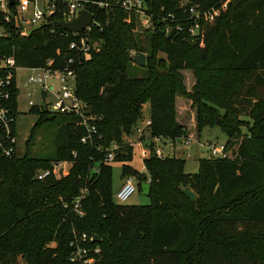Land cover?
I'll return each mask as SVG.
<instances>
[{
	"label": "trees",
	"instance_id": "obj_1",
	"mask_svg": "<svg viewBox=\"0 0 264 264\" xmlns=\"http://www.w3.org/2000/svg\"><path fill=\"white\" fill-rule=\"evenodd\" d=\"M143 2L151 22L143 35L134 32V19L124 21L122 10L87 7L98 24L89 33L97 49L84 58L68 50L76 37L63 29V14H54L27 37L0 14V58L13 57L27 68L53 61L52 68L59 71L74 59L75 96L87 105L88 115L100 118L96 133L82 144L86 131L78 116L29 110L38 119L25 154L11 160L0 156V264H78L69 261L75 250L70 244L76 240L84 246L82 233L99 239L85 244L92 264H264V169L258 163L264 155V102L258 112H241L252 121V130L245 127L247 138L236 142L235 160L202 158L198 171L187 174L184 160L157 158L151 142L153 137H187L186 127L176 120V97L181 96L195 110L197 135L204 127H217L227 136L228 149L240 131L234 125L238 111L228 101L231 88L208 77L252 74L255 84L264 87V0H189V6L202 11L227 2L194 40L187 34L188 23L178 20L183 29L176 31L177 23L168 19L169 14L182 19L179 0ZM189 50L197 51L194 60L187 58ZM137 54L145 56L143 67L133 62ZM138 69L142 76H132ZM186 69L195 75L190 92L181 74ZM247 93L252 97L253 90ZM16 97L17 92L12 101L17 115ZM145 104L150 125L139 141H150L144 158L150 204L122 205L113 199L106 159L113 145L112 162L132 159L133 146L124 138L135 135ZM45 124L55 129L52 158L32 155ZM53 163H69L67 174L35 179L38 171L52 170ZM125 175L136 176L123 167ZM148 180L139 179L137 189ZM183 190L195 199L188 200ZM79 196L82 216L72 202ZM51 243L56 246L49 247Z\"/></svg>",
	"mask_w": 264,
	"mask_h": 264
},
{
	"label": "built area",
	"instance_id": "obj_2",
	"mask_svg": "<svg viewBox=\"0 0 264 264\" xmlns=\"http://www.w3.org/2000/svg\"><path fill=\"white\" fill-rule=\"evenodd\" d=\"M13 4H9V0H0V14L3 16L4 21L9 23L13 21L20 27V36L27 37L30 32L39 28L47 19L51 18L56 13H61L64 16V23L69 22L76 18L82 11H87L86 8H95L98 11H111L113 9H120L126 14L124 21L131 23L132 19L135 23H139L145 27L150 28V16L146 12L143 0H46L44 11L39 10L35 6V0H12ZM228 2V1H227ZM225 2L220 7H213L208 10H199L197 7L189 6V0H179V9L181 10L182 19H175L174 15L169 14L168 19L171 22L177 23L176 31H181L183 28L178 24V20L188 23L187 34L191 39L197 38L203 34L205 24L211 23L219 15L220 10L226 8ZM90 13V12H89ZM91 14V13H90ZM167 21V18L163 19ZM98 25L93 16L92 24L84 31L85 35L73 34L76 40L70 43L68 50L75 52L81 58L89 55L91 52L96 51L97 44L90 38L91 28ZM0 36L2 33L0 32ZM75 64V60L69 58L66 60V66L62 71L53 69V61H47L44 66L40 68H27L18 66L13 57L0 58V156L11 160L19 157L18 146V132L15 127L16 112L12 108V101L14 94L18 91L19 85L28 87L31 85H40L44 94L50 93L54 95V86L47 83L48 79H55L59 82V91L57 96L53 97L58 102V105L53 108V111L58 114L69 115L74 114L80 118V126H83L86 131V136L81 139V143L85 144L91 140L92 135L96 133L95 122L100 118L90 116L87 114V105L77 99L75 96V74L71 66ZM18 95L16 97L17 102ZM30 108L34 107L32 102H28ZM47 110V109H45ZM150 125L149 119L145 121V129L136 128V143L143 145L139 141L141 136L147 135L146 128ZM179 140H182L185 145L189 146L194 141V137L187 136L176 140H169L160 137H153L151 142L157 158L162 159L164 156L159 144L165 141L169 146L174 147L178 145ZM113 145L108 152L107 162H112L114 159L113 151L116 150ZM209 157L227 159V150L225 144L207 145ZM142 157L149 156L148 149L142 151ZM53 174V170L38 171L35 174L36 180H44ZM149 184V180L146 182ZM137 190L134 186L132 179L127 178L121 185L115 199L117 203L123 204L126 202ZM83 196V194H82ZM78 198L73 203V208L76 214L82 216L80 211V199ZM92 237L82 234L79 242L84 246H79L75 240L71 242L70 247L75 250L71 253L69 261L78 264H92L93 259L88 258L90 250L85 246L86 243L92 242ZM97 251H95L96 253Z\"/></svg>",
	"mask_w": 264,
	"mask_h": 264
},
{
	"label": "rangeland",
	"instance_id": "obj_3",
	"mask_svg": "<svg viewBox=\"0 0 264 264\" xmlns=\"http://www.w3.org/2000/svg\"><path fill=\"white\" fill-rule=\"evenodd\" d=\"M46 0H35V6L44 11ZM148 27H145L139 23H136L134 32L145 33L144 30H147ZM186 56L189 60H194L197 57L196 50H189L186 53ZM137 66V65H136ZM132 76L141 77L143 74L142 69L133 70ZM184 77V84L186 89L190 92L191 87L195 82L194 71L191 69H186L181 72ZM202 76H207V73H202ZM208 79L215 80L217 85L227 86L231 88V93H228L229 102H235L236 110L238 111V118H234V125L238 126L239 134L234 137L230 141V145L227 149V159L235 160L236 152L238 149V145L236 142H241L246 139L247 133L246 128L252 130V121L248 120L241 116V112L248 113L250 110L258 112L264 102V87L257 86L255 75L252 74H228V73H211ZM49 85L54 86V95L47 93L44 94L42 91V87L40 85H31L28 87H23L19 85V89L17 91V115L15 118V127L18 132V146H19V156L25 154V145L26 141L29 137V133L36 123L38 117L34 114L29 113L31 109L28 105V102H32L34 107L47 109L49 114L55 113L53 108L58 105V102L54 100L53 97L57 96L59 91V82L57 80L51 78L47 80ZM253 90V95L250 97L247 93V90ZM230 94V95H229ZM176 120L187 126L186 128L195 135L194 141L191 142L189 146L185 145L182 140H179L174 147L169 146V144L165 141H162L159 144L161 151L164 156L167 157H176L185 161L184 171L187 174H194L199 169V159L208 158V150L207 145L212 143L213 145L225 144L227 141V136L217 127L210 128L204 127L200 130L199 135H197L196 124H195V110L191 108V102L186 100L185 98L178 96L176 97ZM259 101V105L254 108L255 101ZM241 110V111H240ZM149 119V104H146L142 109V119L138 122L137 128L145 129V121ZM246 127V128H245ZM55 129L51 127L49 124H45L41 127V129L36 134V142L35 146L32 149V155L38 158H52L55 153V148L53 144ZM188 136V135H187ZM193 137V136H192ZM125 143H130L133 146L132 150V159L130 161H114L110 163L111 171H112V193L113 199L115 202V194L124 183L127 178L132 179L134 186L137 187L139 179H149V174L145 169L144 158L142 157V151L146 150L147 145H149L150 141H147L144 145H138L136 143V135H132L131 137L124 138ZM249 143H254V141H250ZM258 163L264 169V155H260ZM52 170L53 176L58 179L61 176L67 174L68 169L70 167L69 163H53ZM123 167H127L133 172H135L136 176L133 175H125L122 176ZM83 194V190H80V194ZM80 197V196H79ZM79 197L73 199L72 202L76 201ZM150 204L149 197L142 194L138 189L136 192L122 205L129 206H145ZM64 208H67V205H64ZM71 209L68 210L67 214L71 215ZM64 222V221H63ZM83 234V233H82ZM76 235V234H75ZM55 243L49 244V247L54 248ZM19 263L23 264L22 261Z\"/></svg>",
	"mask_w": 264,
	"mask_h": 264
},
{
	"label": "water",
	"instance_id": "obj_4",
	"mask_svg": "<svg viewBox=\"0 0 264 264\" xmlns=\"http://www.w3.org/2000/svg\"><path fill=\"white\" fill-rule=\"evenodd\" d=\"M9 4L12 5V0H9ZM93 22V15L88 11H82L76 18L69 22L62 24L63 29L71 34H82ZM133 62L139 67L145 65V56L143 54H137L133 57ZM141 192L143 195L148 196L150 186L147 183H141ZM183 195L190 201L195 199V195L191 191L183 190ZM93 242H98L99 239L95 236H92Z\"/></svg>",
	"mask_w": 264,
	"mask_h": 264
},
{
	"label": "crops",
	"instance_id": "obj_5",
	"mask_svg": "<svg viewBox=\"0 0 264 264\" xmlns=\"http://www.w3.org/2000/svg\"><path fill=\"white\" fill-rule=\"evenodd\" d=\"M176 99H177V98H176ZM176 102H177V101H176ZM145 105H146V104H145ZM145 105H144V106H145ZM144 106H143V107H144ZM176 108H177V107H176ZM194 116H195V114H194ZM177 122H178V121H177ZM178 123H179V122H178ZM179 124H180V125H182V126H185V125H183V124H181V123H179ZM185 127H187V126H185ZM186 129H187V133H188V135H189V136H193V137L195 138V135H194V134H192V132H191V131H189V129H188V128H186ZM142 153H143V152H142Z\"/></svg>",
	"mask_w": 264,
	"mask_h": 264
}]
</instances>
